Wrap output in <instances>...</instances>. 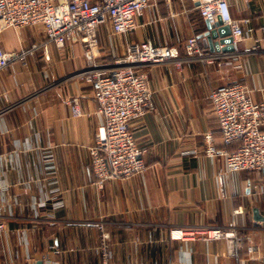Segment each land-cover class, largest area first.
Listing matches in <instances>:
<instances>
[{
	"label": "crops",
	"instance_id": "1",
	"mask_svg": "<svg viewBox=\"0 0 264 264\" xmlns=\"http://www.w3.org/2000/svg\"><path fill=\"white\" fill-rule=\"evenodd\" d=\"M228 1L235 17L264 12V0ZM195 6L152 0L126 34L105 23L96 58L112 61L144 39L184 56L192 35L206 51H229L224 43L211 47ZM263 36L246 30L231 58L144 65L155 108L130 127L147 168L101 188L89 147L102 115L92 86L74 75L88 65L81 43L59 48L41 26L6 28L4 48L26 54L0 69V264H102L99 225L110 234V264H264V222L254 212L264 215V170L227 171L224 155H207L204 143L213 130L216 146L224 147L212 88L241 80L254 100H264V47L248 51ZM73 95L81 98L82 116L72 114ZM210 226L236 229V254L224 238L171 233Z\"/></svg>",
	"mask_w": 264,
	"mask_h": 264
},
{
	"label": "built area",
	"instance_id": "2",
	"mask_svg": "<svg viewBox=\"0 0 264 264\" xmlns=\"http://www.w3.org/2000/svg\"><path fill=\"white\" fill-rule=\"evenodd\" d=\"M152 0H0V35L8 27L37 25L43 28L47 39L59 48L69 42H80L88 65L74 73L89 83L98 102L102 123L95 142L90 145L92 169L98 187H104L110 178H128L146 170L145 150L137 141L130 122L145 116L155 108L154 89L143 66L149 63L175 61L181 66L186 59L196 58L214 62L231 58L239 50L244 32L260 30L264 33V12L254 16H233L228 0H192L200 15L209 23L221 20L231 28L233 50L206 51L195 35L186 43L184 56L175 54L169 45L156 44L151 39L129 42L126 52L112 61H100L95 50L99 43L98 30L109 23L116 34H126L136 27V16L142 15ZM155 3L157 0H153ZM263 44V45H262ZM264 47L263 38L257 39L249 52ZM31 54L33 51H29ZM26 51L7 50L0 40V69L11 61L23 59ZM209 98L219 122V133L224 143L218 148L214 131L204 133L205 153L222 154L227 171L264 169V100L256 101L241 80L212 88ZM74 116L84 115L81 98L68 99ZM236 144L235 148L228 146ZM221 178V177H220ZM237 211V210H236ZM4 225L0 223V228ZM100 228L101 263L110 264L108 239L110 234ZM172 237L194 239H226L230 253L234 252L236 229L221 226L203 228L178 227Z\"/></svg>",
	"mask_w": 264,
	"mask_h": 264
},
{
	"label": "water",
	"instance_id": "3",
	"mask_svg": "<svg viewBox=\"0 0 264 264\" xmlns=\"http://www.w3.org/2000/svg\"><path fill=\"white\" fill-rule=\"evenodd\" d=\"M208 31L206 34L209 37L210 45L212 48L218 46L221 43L226 44L224 50H233L234 46L232 43L233 37L231 35V28L228 24H224L221 20L211 24L207 21ZM215 40V41H214ZM264 170V169H263ZM255 219L262 220L264 222V215L259 212V209L256 207L254 209ZM37 264H42V261L39 260Z\"/></svg>",
	"mask_w": 264,
	"mask_h": 264
}]
</instances>
